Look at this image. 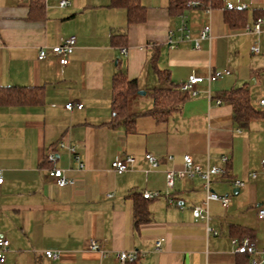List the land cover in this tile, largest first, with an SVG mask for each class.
Masks as SVG:
<instances>
[{
	"label": "crops",
	"instance_id": "0c3cea01",
	"mask_svg": "<svg viewBox=\"0 0 264 264\" xmlns=\"http://www.w3.org/2000/svg\"><path fill=\"white\" fill-rule=\"evenodd\" d=\"M61 1L0 0V87L43 93L37 105H0V237L10 242L6 264H120L116 255L131 251L142 254L136 264H248V257L235 254L231 240L249 236L264 249V219L258 217L264 209V49L252 54L258 38L232 27L225 9L229 3L236 9L245 4L249 24L264 15V0H214L210 12H181L173 9L176 0H139L146 20L137 24H129L127 10L112 7L111 0H67L66 7ZM182 16L190 39L173 50L170 31L177 40ZM205 26L211 27V39L195 49ZM117 32L126 33L124 43L112 42ZM72 35L77 44L67 65L53 54L38 59L42 48ZM210 69H230L232 75L199 84L198 95L165 122L142 115L154 102L140 109L138 97L171 89L192 75L206 78ZM120 71L145 92L128 99V113L138 116L130 128L113 122L114 77ZM240 87L249 89L261 113L245 128L235 124L232 106L221 97ZM68 103L83 108L69 111ZM73 146L83 169L70 151ZM51 153L57 154L55 164L48 161ZM146 154L161 159V165L152 169ZM185 154L203 168L226 169L211 185L230 199L228 208L210 202L209 226L217 235L192 213L206 196L200 178L177 180L167 189L166 171L182 168ZM127 156L136 159L131 169L112 171V163ZM222 156L229 158L227 164ZM54 166L75 185L59 187L48 172ZM235 181L245 185L238 188ZM144 191L169 193L175 203L165 196L143 200ZM137 206L148 213V221H136ZM91 240L100 243L105 257L88 250ZM46 251L61 257L51 260Z\"/></svg>",
	"mask_w": 264,
	"mask_h": 264
},
{
	"label": "built area",
	"instance_id": "2783aa9c",
	"mask_svg": "<svg viewBox=\"0 0 264 264\" xmlns=\"http://www.w3.org/2000/svg\"><path fill=\"white\" fill-rule=\"evenodd\" d=\"M212 1L213 0H187L185 4V8L187 9H194V8H203L207 12L212 10ZM69 5L67 0H62L60 2L61 7H66ZM237 7L229 3L226 5V9L234 10ZM239 9L246 10L247 6L242 4L239 6ZM180 36L177 40H173L174 31H170L168 45L171 49H177L179 44L183 41L190 39V30L186 24V16H182V21L180 28L178 29ZM245 34L255 35L258 40L255 44L251 47V52L253 55H260L264 49V16L257 18L252 23L246 24L244 27ZM211 39V27L205 26L200 30L199 39L195 41V49H200V43L204 40ZM77 44V37L75 35L69 36L62 40V42L58 45H55L51 48L44 47L40 50L38 59L44 60L49 54L55 55L59 63L62 66L67 65L70 62V57L74 53L75 47ZM121 53L123 56H127L128 49L126 47L121 48ZM232 75V71L230 69H210L208 76L206 78L199 77L196 75H192L189 79L181 83L179 88L182 92L188 93L190 96L195 97L198 95L197 86L204 81H207L209 84L215 83L224 79L227 76ZM219 105L223 102L221 100L217 101ZM260 105L264 108V99L260 101ZM75 107L78 109H82V104L75 105L74 103H68L65 105V108L69 111H72ZM61 146H64L61 144ZM70 151L74 154L77 161L79 162V168L83 169L84 164L80 161V158L77 154L76 147H70ZM145 158L149 163L152 169H156L161 165V159L152 155L146 154ZM48 161L52 164H55L57 161V154L51 153L48 155ZM168 162L174 161L173 156L167 157ZM222 161L227 164L229 162V158L227 156H222ZM136 159L133 156H127L125 158L116 159L111 166L112 171L117 174H123L131 169V167L135 164ZM261 171L264 172V160L261 164ZM49 176L53 178L56 184L59 187H71L75 185V181L69 177H67L64 171L61 168L56 166L52 167L48 170ZM226 174V169L223 167L218 166H210L203 168L202 166L196 164L193 158L185 154L183 156V166L180 169L171 168L166 171V186L168 190H172L175 187L177 180L189 179L192 180L194 178H200L203 181L204 190H205V200L203 205L196 206L192 209L193 216L197 219H200L206 224V230L208 233L217 235L218 232L209 226V222L211 220L210 212H209V205L210 202L216 201L220 202L224 208H228L230 205V199L227 196L219 195L212 189V178L215 176H224ZM257 173L254 172L251 174L252 178H256ZM4 181L3 172L0 170V184ZM234 185L238 188L243 187L245 185L244 182L235 181ZM162 196L167 197L168 202L170 204H174L175 201L170 198V194L167 193L166 195H162L159 191H144L142 193V198L145 200H155L161 198ZM180 208H183L180 206ZM258 217L260 219H264V209H260L258 212ZM164 240H158L155 244V251L160 252L162 249ZM232 245L234 247V252L237 255H246L249 257V264H264V249H259L252 240L251 237L246 236L242 239L233 238L231 240ZM10 248V242L5 237H0V264H6V252ZM87 248L90 251L99 252L103 257L107 254L103 250L100 243L95 240H91L87 244ZM45 255L47 258L57 261L60 259L61 254L60 252L56 251H46ZM142 257V254L138 251H131V252H120L116 255L117 261L120 264H127L136 262L138 259Z\"/></svg>",
	"mask_w": 264,
	"mask_h": 264
},
{
	"label": "trees",
	"instance_id": "16d2710c",
	"mask_svg": "<svg viewBox=\"0 0 264 264\" xmlns=\"http://www.w3.org/2000/svg\"><path fill=\"white\" fill-rule=\"evenodd\" d=\"M173 9L184 12L187 0H176ZM111 6L125 8L128 12V23L137 24L146 20V8L140 4L139 0H111ZM214 6V0L212 3ZM217 7V6H216ZM226 11V20L234 28H244L247 24L246 10L234 9ZM261 16H256V20ZM126 33L117 32L112 35L114 44H121L126 41ZM180 85L173 88H157L151 93L153 98V108L142 115L153 116L158 122H165L174 113L181 109V106L191 98L188 93L182 92ZM114 88L116 90L114 102V123H125L132 127L137 115H130L127 111L128 99L138 92L136 80H129L122 71L114 77ZM222 99L226 100L233 109L234 122L240 128L247 127L250 122L260 117L261 113L253 106L249 89L240 87L232 89L223 94ZM43 101V93L40 88L31 87H0V105H37ZM143 199V198H142ZM145 200V199H143ZM136 221L138 223L148 221V213L136 207ZM242 239V238H240ZM246 256V255H241ZM248 257V256H246ZM249 258V257H248ZM138 261V260H137ZM136 262L127 264H136ZM249 264V262H248Z\"/></svg>",
	"mask_w": 264,
	"mask_h": 264
},
{
	"label": "rangeland",
	"instance_id": "374dc122",
	"mask_svg": "<svg viewBox=\"0 0 264 264\" xmlns=\"http://www.w3.org/2000/svg\"><path fill=\"white\" fill-rule=\"evenodd\" d=\"M138 100H139L138 106L140 107V109H142L144 106H146L147 103H150L152 101V97L150 94H148L145 96L138 97ZM130 105L132 106V108H135V102L131 101Z\"/></svg>",
	"mask_w": 264,
	"mask_h": 264
},
{
	"label": "water",
	"instance_id": "95a60500",
	"mask_svg": "<svg viewBox=\"0 0 264 264\" xmlns=\"http://www.w3.org/2000/svg\"><path fill=\"white\" fill-rule=\"evenodd\" d=\"M253 83H254V79L251 81V84H253ZM138 94L145 95V92L139 91Z\"/></svg>",
	"mask_w": 264,
	"mask_h": 264
}]
</instances>
